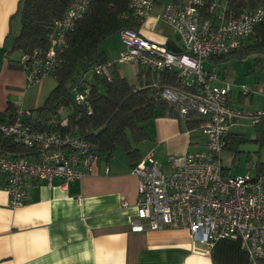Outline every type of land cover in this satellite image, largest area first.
<instances>
[{"label": "built area", "instance_id": "obj_1", "mask_svg": "<svg viewBox=\"0 0 264 264\" xmlns=\"http://www.w3.org/2000/svg\"><path fill=\"white\" fill-rule=\"evenodd\" d=\"M91 0H76L64 16L54 22L46 50L18 55L27 86L47 76L55 77L65 38ZM234 0H172L162 5L159 18L169 24L180 44L178 52L147 40L138 32H119L122 50L117 61L93 65L90 71L109 79L113 64L127 63L152 73L174 71V84L161 87L160 97L173 106L177 116L200 120L197 129L204 139L202 151L181 157L168 156L169 171L148 153L132 166L138 178L136 215L129 222L132 232L186 229L194 242L213 244L219 239H237L253 262L264 257V173L225 174L222 154L234 121L251 118L234 105L232 84L204 69L202 61L212 57L234 58L246 46L254 28L264 21V0L237 11ZM130 15L144 21L152 14L155 0H129ZM236 58V57H235ZM73 100L86 105L89 87L81 85ZM248 95L249 88L240 86ZM62 124H65L64 122ZM0 130L16 142L38 147L36 159L9 158L0 154V175L6 179L9 206L17 208L29 200L36 183L50 186L60 179L63 186L94 172L97 156L78 135L36 133L20 118L4 122Z\"/></svg>", "mask_w": 264, "mask_h": 264}, {"label": "crops", "instance_id": "obj_2", "mask_svg": "<svg viewBox=\"0 0 264 264\" xmlns=\"http://www.w3.org/2000/svg\"><path fill=\"white\" fill-rule=\"evenodd\" d=\"M171 1L155 0L152 14L138 32L147 40L178 52L174 29L159 18L162 5ZM17 3L18 0H0V112L9 103L31 110L24 108L29 105L24 97L29 87L35 85L27 86L24 73L9 69L1 56ZM116 66L129 83H136L140 68L131 65L133 73L129 77ZM255 81L253 85L240 84L249 87L247 96L240 93V86L231 88L234 105L250 114L264 111V68ZM40 93L35 108L43 102ZM245 120L236 119L230 132L239 131ZM145 131L147 139L138 145L141 157L151 153L170 165L168 156L181 157L203 150L204 139L199 129H194L199 133L192 136V130L184 123L165 113L157 111L145 124ZM245 137L252 138L253 131ZM257 160L264 162V157ZM132 165L117 149L109 160H97L92 174L66 186L57 178L50 186L34 184L28 202L17 208L9 206L6 179L0 175V264H264V257L252 262L237 239H219L207 245L194 242L186 229L132 232L129 222L136 215L138 185ZM237 172L231 170L230 174Z\"/></svg>", "mask_w": 264, "mask_h": 264}, {"label": "trees", "instance_id": "obj_3", "mask_svg": "<svg viewBox=\"0 0 264 264\" xmlns=\"http://www.w3.org/2000/svg\"><path fill=\"white\" fill-rule=\"evenodd\" d=\"M75 1L18 0L17 9L10 17L9 32L1 47V56L7 60L9 69L21 70L17 61L19 54L49 47L54 22L60 20ZM261 1L234 0L230 6L240 11L255 7ZM128 5L129 0H91L65 38L66 45L59 54L61 61L55 72V87L44 102L34 109L22 110L9 103L6 110L0 112V127L4 122L18 117L36 133L82 137L92 146L98 160H109L118 149L133 165L142 158L138 145L147 139L145 124L155 117L157 111L178 118L188 130L197 129L200 120L182 121L173 106L160 97L163 85L174 84V71L152 73L140 68L135 84L129 83L119 72L117 64L110 67L109 79L90 71L93 65L109 61L103 46L110 38L124 29L138 32L143 21L130 15ZM10 38V45H6ZM250 55H258L260 68H264V21L254 28L246 46L235 53L240 60ZM212 58L221 61L229 59L226 56ZM88 73L90 76L86 78ZM81 85L89 87L86 105H77L73 100L75 90H79ZM250 116L254 120L252 138L235 132H229L226 138L224 151L231 153L232 167L235 169V159L241 156L239 146L254 144L260 150L264 149V111ZM0 154L34 160L38 147L20 144L0 130ZM244 155L249 159L251 154ZM250 168L264 173V162L257 160ZM223 170L229 175L232 168L223 167Z\"/></svg>", "mask_w": 264, "mask_h": 264}, {"label": "rangeland", "instance_id": "obj_4", "mask_svg": "<svg viewBox=\"0 0 264 264\" xmlns=\"http://www.w3.org/2000/svg\"><path fill=\"white\" fill-rule=\"evenodd\" d=\"M10 43H11V38L9 39L8 44L10 45ZM177 46L178 48H180V44L178 42H177ZM122 47L123 46L120 39V35L113 36L104 44V50L107 56L112 58L111 60L113 61L118 60ZM15 58H17V56H15ZM117 64L119 65L121 70L122 69L125 70L124 72L125 74H127L129 77L132 76L133 70L131 64H125L120 62ZM202 66L204 67L205 70L214 72L219 76L224 77L226 81H229L233 85L234 88H237L242 83L246 85H253L256 77L259 76L261 73L258 55H250L241 60L235 57L229 58L228 60L225 61H221L214 58H212L211 60L204 59L202 61ZM89 76L90 73L86 75V78H88ZM55 85H56L55 79L53 77L47 76L40 81V84L38 82L34 86L29 87L24 97V102L27 101L29 105H26L24 108L26 109L35 108L34 104L36 103V96L39 97L40 92H41L40 95L42 94L41 102L42 100L44 102V100L46 99L50 91L55 87ZM62 113L64 114L65 112L63 111ZM243 118L246 120L244 123H240V129H238L239 131L236 130V133L241 132L245 134V136H249L253 131V124L251 122V118L250 119L249 117H243ZM198 133L199 132L194 131V129L191 131L192 136ZM176 157L178 158L179 156ZM259 157L260 160L264 157V149H262L259 154L257 153L251 154L249 159H247L246 155L241 154V156H239L240 159H238L237 157L234 162L235 163L234 165L237 166L236 167V170L238 171L237 173L242 174L244 172L246 174L247 172H249L251 170L250 168L251 165L255 161H257ZM159 162H161L162 165V172L164 174H167L169 171V164L167 163L166 160L165 161L159 160ZM222 164L224 166L232 168V171L235 170V168L232 167V155L228 151L223 152Z\"/></svg>", "mask_w": 264, "mask_h": 264}, {"label": "water", "instance_id": "obj_5", "mask_svg": "<svg viewBox=\"0 0 264 264\" xmlns=\"http://www.w3.org/2000/svg\"><path fill=\"white\" fill-rule=\"evenodd\" d=\"M81 90V88H79ZM259 146L254 145V144H244L239 146L238 152L240 154H256L259 152Z\"/></svg>", "mask_w": 264, "mask_h": 264}]
</instances>
